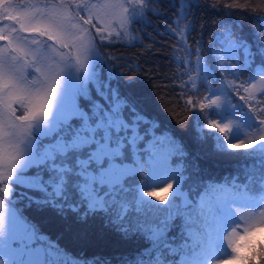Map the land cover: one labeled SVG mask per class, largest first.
Segmentation results:
<instances>
[{"label":"rangeland","instance_id":"obj_1","mask_svg":"<svg viewBox=\"0 0 264 264\" xmlns=\"http://www.w3.org/2000/svg\"><path fill=\"white\" fill-rule=\"evenodd\" d=\"M144 11V0H0V264H264V31L186 39L176 26L191 164L93 91L101 65L116 75L95 37L129 36ZM23 188L40 221L16 207ZM90 228L95 247L76 234Z\"/></svg>","mask_w":264,"mask_h":264},{"label":"trees","instance_id":"obj_2","mask_svg":"<svg viewBox=\"0 0 264 264\" xmlns=\"http://www.w3.org/2000/svg\"><path fill=\"white\" fill-rule=\"evenodd\" d=\"M263 2L264 0H144L145 11L141 17L131 21L129 36L98 34L99 38L95 37L102 55L111 62L116 72L111 77V69L101 65L96 70L97 66H94L97 74L96 83L92 85L93 91L99 92L100 98L103 97V103H99L104 107L107 104L106 98L110 99L111 104L120 103L123 112L137 118V125L146 122L151 128L158 129V133H165L172 140L175 139L187 153L190 163L194 164L200 155L194 154L193 145L185 138L186 119L189 120L190 116L178 93L179 76L184 64L177 58L176 26L182 20L187 24L186 39L202 36L206 40L208 34L215 35L217 28L222 32L238 28L236 32L239 36L249 38L252 29L264 31ZM204 163L206 162L202 161L199 164ZM24 192L26 189L24 191L23 188L22 195L18 193L20 200L15 198L16 207L28 218L40 221L43 210L36 203L39 197L28 201L25 200L27 196ZM51 204L44 211L53 220L58 217L54 216V212L59 213V208ZM48 208H52L54 212L47 211ZM55 227L65 231L59 224L55 223ZM82 232L86 236L84 244L95 247L101 242L99 230L90 228L76 234Z\"/></svg>","mask_w":264,"mask_h":264}]
</instances>
